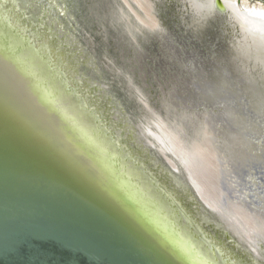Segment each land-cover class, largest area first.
Returning <instances> with one entry per match:
<instances>
[{
    "label": "water",
    "instance_id": "1",
    "mask_svg": "<svg viewBox=\"0 0 264 264\" xmlns=\"http://www.w3.org/2000/svg\"><path fill=\"white\" fill-rule=\"evenodd\" d=\"M22 1H17L19 8L18 11H13L14 14L11 9L8 14L7 11H4L5 15L0 14V26H5L8 31V39L4 42L9 47V52L3 58L22 76L18 82L27 84L26 95L38 96L40 92L33 88L35 83L46 91L54 89L51 100L38 105L55 129L59 128L61 131L57 132L58 135L46 132L39 124L31 122L26 108H23L25 106L19 104L18 99L17 104L13 103L15 101H11L12 96L7 95L0 85V264H200L197 262L199 259L192 257L178 239L192 248L193 255L202 254L201 259L206 264H242L234 257V250L238 253L241 244L249 251L250 248L228 229L225 222L219 221L215 212L207 208L183 166L178 165V171L174 170L155 146L161 160L187 184L203 212L210 218L217 216L221 228L215 229L226 231L223 242L216 235L218 231L212 229L215 224L210 225L215 234L208 227L202 226L204 224H191L190 209L185 206L181 211L169 198L168 193L148 172L149 162L141 158L142 151L136 150L135 146L141 139L140 144L152 147L148 144L151 138H148L145 120H149L153 112L160 111L165 119L180 118L181 115L193 117L196 123L189 126V132L185 131L188 134H194L200 127V120L208 117L209 124L221 140H225L227 133L229 145L232 144L230 135H237L241 139V152L246 153L244 157H249V152H256L254 148L257 146H260L257 151L262 150V143L258 140L264 141V88L261 87L264 78L259 76V70L253 68L252 61L239 55L235 45L232 47L234 58L221 53L220 61L209 71L215 74V80H208L206 72L200 71L199 81L190 88L197 90L200 96L197 99L190 97L192 101L186 103L184 108L177 102L180 108L171 109L168 113L165 109L159 110L161 103L165 108L170 105V98L172 101L173 98L177 100V90L185 74L189 73L191 60L183 69L175 51L166 49V54L161 56L162 60L170 59L175 62L174 69L171 67L167 70L172 78L169 80V75H166V79L159 78L158 84L156 81L152 82L154 89L149 88L150 94L154 96L152 99L147 97L133 77V73L137 75L139 64L137 52L128 46L129 42H125L111 30L108 42L113 47L109 49L110 55L100 52L98 58L105 69L108 66L106 67L104 58L110 61L113 68L108 67L106 72L121 73L124 89L129 84L136 99L139 91L144 102L151 107L148 109L138 98L141 110L136 121H133L134 127H129L126 120L131 117L132 108H123L126 117L120 116V126L125 131L120 132L103 116L113 108H107L108 100L99 94V88L105 84L97 79L93 80L94 73H88L90 78L81 73L80 77L75 78L76 81L72 80V71L66 68H59L62 78L56 75L53 64L57 60V51L48 46V38H43V29L37 26L40 18L45 20L49 16L46 12L40 16L41 12L33 6L25 11ZM11 2L15 9L16 0ZM185 5L190 9L187 3ZM215 5L224 25H228L229 15L223 0H215ZM6 8L4 6L2 10ZM32 9H35L37 15L40 12L39 18L27 17V12ZM46 24L60 40L68 36L58 28L56 21L51 20V23ZM97 24L92 21V26L89 27L91 32L80 26L78 32L86 45L90 43L92 33H98ZM226 29L229 33L230 29ZM88 33L90 38L87 37ZM100 34L97 35V40L104 37L102 32ZM229 36L231 39V35ZM40 37L44 40H39ZM14 41L17 46H14ZM40 42L49 47L52 65L48 66L44 61L41 53L43 50L38 46ZM58 45L61 47V43ZM89 47L92 49L91 43ZM124 47L130 49V52L126 50L123 61L119 54ZM160 48H163L162 45ZM113 51L117 52V57L113 55ZM156 58L155 56L153 65L157 62ZM190 58L196 60L193 55ZM113 59L116 60L115 63ZM135 61L136 67L133 64ZM132 65L135 70H130ZM201 65L204 70L208 68V64ZM219 72L229 76L234 74L231 77L234 81L232 86L227 87L225 83L223 86L214 84L221 80ZM64 77L69 81V87H65ZM77 81L93 87L91 94L106 104L103 105V110L78 97V89L74 90V83ZM50 83L51 85H47ZM160 87H163L164 95ZM188 94L191 95V92ZM82 131H88L92 135L91 139L86 138ZM229 149L232 150L230 146ZM123 180L129 189L120 183ZM128 190L136 193V197ZM172 194L182 200L176 189ZM154 210L161 221L153 218ZM164 222L172 230L169 231L168 227L162 225ZM205 231L213 237L205 236L208 235ZM230 239L231 246L224 243ZM238 246L239 249L235 248ZM240 256L243 259L245 257Z\"/></svg>",
    "mask_w": 264,
    "mask_h": 264
},
{
    "label": "rangeland",
    "instance_id": "2",
    "mask_svg": "<svg viewBox=\"0 0 264 264\" xmlns=\"http://www.w3.org/2000/svg\"><path fill=\"white\" fill-rule=\"evenodd\" d=\"M18 0H16L17 2ZM20 1V0H19ZM34 1V2H33ZM91 1V2H90ZM153 14L155 18L158 20V30L154 32H149L145 28L138 29L137 25L138 22L135 18V15L131 11V24L130 28L131 31L136 35L135 39H132L130 36L126 35V33H123V31L126 29L123 24H120V26H117V23L114 22L111 24L110 21H107V23L104 22L101 23L102 20H100L101 15L104 14L105 8L107 9L106 12H110L108 10L109 6H99L98 3L102 4V0H23L22 4L26 8H36L38 7V11L40 10L39 14L42 16L44 12H46V15L49 16L48 19L44 20V23L46 24L49 20V23L52 21L57 22L58 28L65 33L66 36V42H63L60 40V37L55 35L56 39H59L57 41L58 44H62V47L56 48L57 53L60 52H67L65 48L69 50V52H72V55L74 57L70 58V63L73 65V69L76 71V78L80 77L81 73L85 77L90 78L89 72H92L95 74V79L105 84V86L99 88V94L103 95L101 97H104L106 100H108L107 108L112 107V110H108V113H105L103 116L104 118H108L110 125L117 128L120 132L125 131L120 126V122L122 121V117H126L124 115L123 108L126 107V109H131L130 118L126 119L129 127H134L133 121H136V117L139 114V111L141 110L139 106V100L136 99V95L133 94V91L129 86L128 88L124 89L123 84V76L119 72H110L107 73L106 70H108V67H112L113 65L110 61H107L106 58V67L105 69L103 67V64L101 62V59L98 58L100 52L104 54H109L110 47H113L109 41V32L111 30H114L118 36H121L122 40L125 42H129L130 48H133L134 52H137V59L139 60V64L137 67V75L133 73V77L135 78L137 84L143 88L144 92L146 93L147 97H150L153 99L154 96L150 94L149 88H153L152 82L156 81L158 84L159 78L166 79V75H169L167 70H170L171 67L174 69V61H170V59H163L162 56L165 52H167L166 49L171 48L175 55H177L178 59L181 60L183 69L184 66L186 67V64H189L190 61V67H189V73H186L185 77L183 78L182 83L180 84L177 92L176 99L173 98L174 101L170 98V105L166 106L164 108L163 103L160 106L159 110L165 109V112L170 113L171 109L178 110L179 105L177 102H180L182 104L181 107H186V103L191 102V99H197L200 94L197 90H191L192 84H195L199 81V72L203 71L205 73V77L208 80H215V74L209 72L210 69H213L215 67L216 62L220 61L221 53L222 55H226L227 57L231 56V58H234V50L232 47L238 49V52H240L241 55L245 56L248 60H253L254 63H263L264 62V21L255 17H251L248 15V12L250 11H264V0H223L225 3H239L240 10L248 16V18L255 24L257 33L253 37H245L243 34L240 33V31L237 28V25L232 21V19L229 16L228 19V25L225 24L220 17V13L216 10V5L214 2H211L210 0H149ZM18 3V2H17ZM27 3H30L27 5ZM188 4L190 9H188V6L185 4ZM33 6V7H32ZM84 7V8H83ZM104 7V9H103ZM105 12V13H106ZM35 10H30L27 12V17L29 18H36L38 15L35 14ZM81 13V14H80ZM252 13V12H250ZM51 14V15H50ZM96 14V16H95ZM88 16V17H87ZM39 17V16H38ZM54 18V19H53ZM111 19H114L116 21L115 17ZM92 21L94 23H98L96 26L97 32L96 34L92 33V38L89 40L92 44V49L89 47V44L83 43L82 35L78 32L80 26L81 29H87V31L91 32L90 28L92 26ZM37 24V23H36ZM163 24V25H162ZM135 25V26H134ZM160 25V26H159ZM162 25V26H161ZM90 27V28H89ZM122 29H121V28ZM136 27V28H135ZM229 30V33L227 32V29ZM124 29V30H123ZM127 30V29H126ZM136 31V33L134 32ZM103 33V38L96 39L97 35L100 33ZM46 32H43V36H45ZM131 33V34H133ZM101 35V34H100ZM231 35V39L230 36ZM87 37L90 38V33L87 34ZM69 38V39H68ZM45 39V38H44ZM68 39V40H67ZM96 40V41H95ZM51 41V40H50ZM49 41L50 47H53ZM40 44V43H39ZM162 45V49L160 46ZM47 45H40L41 50L46 49V52L49 53V47ZM95 46V47H94ZM60 48V49H59ZM128 50L130 52V49H126L125 47L121 50L120 54L123 58L122 60H125V52ZM55 53V52H54ZM57 62L54 65H57V71L56 75H59V68L66 67L67 61L64 62V56L57 55ZM75 53V54H74ZM180 53V56H179ZM166 54V53H165ZM101 55V54H100ZM110 55V54H109ZM113 55H118L116 51H113ZM190 55H193L196 60L190 58ZM113 56V57H114ZM157 57L156 64L153 65L154 57ZM105 57V56H104ZM117 57V56H116ZM161 57V58H160ZM49 63L53 64L51 62V58L49 57ZM78 59V60H77ZM188 60V61H187ZM113 63H115V59H113ZM128 61V60H127ZM134 61V58H133ZM199 61V63H197ZM86 62V64H85ZM132 62V61H128ZM137 61H135L133 64L135 67L137 66ZM174 62V63H173ZM208 64L207 69H203L202 65L200 64ZM48 64V62H46ZM63 63V65H62ZM185 63V64H184ZM153 65V66H152ZM253 68H254V64ZM80 67V69H79ZM135 67L132 65L130 70H135ZM177 69V68H176ZM260 71V75H262V69L260 66H258L257 69ZM133 72V71H132ZM72 80L76 81L75 76L71 75ZM62 78V77H61ZM172 74L169 75L168 79L171 80ZM185 80V82H183ZM264 80V79H263ZM64 82L68 83L64 77ZM78 82V83H77ZM76 84L82 89V94L84 97L82 99H88L91 104L95 105L97 109L103 110L104 104L99 98L97 99L94 97L91 93L93 91V87L90 85L85 84L84 82L77 81ZM150 82V83H149ZM84 84V85H83ZM159 89V87H158ZM160 91L164 95L163 87H160ZM191 92V95L188 94ZM141 93V92H140ZM179 93V96H178ZM142 94V93H141ZM160 94V93H159ZM174 97V96H173ZM109 98V99H108ZM158 99V96H156ZM155 98V99H156ZM162 101H165L164 98H162ZM166 102V101H165ZM156 104V102H153ZM102 104V105H101ZM106 109V108H105ZM127 110V111H129ZM135 110L133 113L132 111ZM169 110V111H168ZM103 112V111H102ZM106 112V111H105ZM161 115V112H158ZM122 116V117H120ZM162 116V115H161ZM163 117V116H162ZM176 117H173L172 119H175ZM193 118V117H192ZM168 120H171L170 117L166 118ZM147 121V120H145ZM201 121V120H200ZM125 123V122H124ZM147 124V123H146ZM120 126V127H119ZM127 127L128 130L129 127ZM189 126H187L188 131ZM132 130V129H131ZM186 130H182V134L187 135ZM134 134V130H133ZM148 138L151 136L147 133ZM136 136V133L134 134ZM119 139L120 137L117 136ZM136 138V137H135ZM186 138V137H185ZM189 141L190 136L187 138ZM213 139L215 140V137L213 136ZM147 140V139H146ZM149 140V139H148ZM186 140V139H185ZM142 141L144 142L143 138ZM151 141V140H150ZM260 143H262L261 149L264 150V141L258 140ZM139 142H141V139H139ZM136 143V150L142 151L141 158L147 162H149L148 165V172L153 177L154 180H156L163 188V190L168 193L169 198L172 199V201L180 208L182 211L183 207H188L190 211H192V215L198 219L200 224H204L202 226L208 227L210 229V225H213L212 229L215 228H221L220 224L217 222V218L211 216L208 217L205 212H203V208L198 205V200L196 197L190 192L188 189L187 184L184 182V180L178 176L175 175V173L166 165L165 162L161 160V158L156 153L155 146L147 147L143 144ZM148 142V141H147ZM223 144H221V143ZM224 143L227 144V140H221V138L218 136L216 145V149L220 150L219 154L224 161L223 164L226 165V167L229 166V160L231 159V151L229 147L222 150V147L224 146ZM149 145H151L150 142H148ZM218 146V147H217ZM260 146H257V148ZM257 148L255 147L254 153L249 152V154L252 157L261 156L264 151L259 150L257 151ZM241 149V147H240ZM223 151V152H222ZM227 151V154H226ZM241 151V150H240ZM230 152V153H229ZM225 154V155H224ZM246 155V153H244ZM254 155V156H253ZM226 157V158H225ZM224 158V159H223ZM249 158H251L249 156ZM227 162V163H226ZM163 179V180H162ZM164 180L168 184L164 183ZM176 189L178 192L179 197H181L182 200H180L178 197L174 196L172 194V191ZM237 202V200H235ZM183 204V205H182ZM248 209V208H247ZM251 209H256L255 206H252ZM250 210V209H248ZM186 215L185 213H183ZM259 215H264V211L262 213H258ZM187 216H189L187 214ZM188 220V218H187ZM199 224V225H200ZM199 228V227H198ZM216 229V230H217ZM220 231V230H217ZM223 229H221L220 232H222ZM226 232V231H225ZM223 231V233L225 234ZM226 235V234H225ZM227 241V242H226ZM225 244L232 245V240H226ZM240 246V245H239ZM238 246V248H239ZM263 246V249H262ZM241 252L237 253L235 250V254L244 255V262L245 264H264V242L259 241L257 243V251H249L248 248L245 246H242L241 244ZM231 251V249H230ZM251 254H253L255 257H253ZM247 255V256H246Z\"/></svg>",
    "mask_w": 264,
    "mask_h": 264
},
{
    "label": "bare ground",
    "instance_id": "3",
    "mask_svg": "<svg viewBox=\"0 0 264 264\" xmlns=\"http://www.w3.org/2000/svg\"><path fill=\"white\" fill-rule=\"evenodd\" d=\"M11 1L13 0H0V14L2 13L4 14V11H7L8 14L10 9L12 13L13 11L14 12L18 11L19 8L18 3L15 2V9H14L13 7L14 4H12ZM210 1L214 2L215 4V0H210ZM100 3H98L100 7L102 5L103 6L107 5V7L109 6L108 10H110V12L109 11L106 12L107 9L105 8L104 14L101 15L100 17V20H102L101 23L104 24V22L107 23V21H110L111 24L116 22L117 26L123 24L127 29V30L123 29L124 30L123 33H126V35L130 36L132 39H135L136 35L133 33V31H131L132 27L131 28L129 27L132 21L131 19L133 18V17L131 18V13L129 11H131L133 15H135V18L138 22L137 28L140 29V31L141 29L145 28L149 32H154L157 31L159 28L157 22L158 20L155 18L153 14V10L149 0H102V4ZM223 3L225 9H227V14L230 16L232 21L237 25V28L241 34H243L247 38L256 35L257 29L255 24L248 18L246 14H244L240 10L239 3L238 4L225 3L224 1ZM28 4L30 3H27V5ZM4 6L5 7L7 6L6 10H2ZM23 8L24 10L27 9L25 6H23ZM250 12H248L249 16L264 21V11H250ZM111 16L112 18L115 17L116 21H114V19H111ZM43 20L44 19L40 18V23L37 24V26L43 29L42 31L46 32L43 38L45 39L48 38V43L51 40L50 43L55 49L60 47L57 43L59 39H55V35H54L55 33L52 32L51 28L47 24H45ZM134 32L136 33V31ZM7 35H8L7 29L5 28V26L1 25L0 26V85L2 86V88L6 90L5 93H7V95L12 96L11 101H15L13 103L17 104L16 100L18 99V101L20 102L19 104L25 106L23 108H26V111L29 114V119L31 122H33L35 125L39 124L40 127L46 132H50V133L53 132L56 135H58L57 132L61 130L59 128L55 129L54 125L52 124V121H50L49 117L46 114L42 113L43 112L42 108L38 105V103L40 102H49L52 98V95L54 94V89L53 90L47 89L46 91L44 88H40L38 83H35L33 88H36L37 89L36 91L40 92L38 96L35 97L32 96V94L26 95L28 92L27 84H25L24 82H18V80L21 79L22 76L19 74V72H17V70L14 69L13 65L11 66L10 64H8V62H6V60L3 58V56L6 55L7 52H9L8 50L9 47L5 46V42H4V40L8 39ZM43 38L40 37L39 40L43 41L44 40ZM64 40H66V37ZM64 42L67 43V41ZM41 44L42 42H40L38 46L40 47ZM42 45L46 46V44H42ZM14 46H17L16 41H14ZM65 50L67 52L57 53V55L59 56L60 55L64 56L63 57L65 60L64 62L67 61V66L66 67L61 66V68L69 69L70 71H72L71 75L75 76L76 78V71L73 70V65L69 61L70 58L74 57V55H72V52H69L67 48H65ZM41 53L44 56V61L48 62V66L49 64L52 65L51 63H49L50 60L49 57L51 56V53L46 52V49H44V47H43V52ZM239 55H241L240 52ZM241 56L247 59L245 56L243 55ZM251 61H252L251 64H254L255 69H257L258 66L261 67L263 72L262 75H260V77L264 78V62L254 63L253 60ZM56 66L57 65L53 64V67L57 71ZM223 74L225 73L219 72V76L221 77V80L216 81L214 84L217 85L220 84V86H223V83H225L227 87L232 86V83H234V81L231 80V77L234 74L231 73V76L225 74L224 76L225 80ZM59 78H61V76ZM251 83H254V81ZM47 85H51V83ZM64 85L65 87L66 86L69 87V81L68 83H64ZM241 85L244 84L241 83ZM261 85H262L261 87L264 88V84ZM75 89H78L76 93L79 98L84 97V95L82 94L83 93L82 89H80L76 83H74V90ZM56 91L59 92L58 89H56ZM137 95L138 98L147 106V108L151 109V107L144 102L142 98V94L139 91ZM20 100H22L23 102ZM85 101H87V103L91 105V102L88 99L87 100L85 99ZM207 118L204 119L203 121L202 120L200 121V127L197 129V131L194 134L187 133V135H184L182 134V130L183 129L186 130L187 126L193 125L194 122L196 123L195 119H193L190 115L189 116L181 115L180 118L168 120L162 117L160 114L153 112V115H151L149 120L146 121L147 123L146 132L151 136V141L149 142L151 143L152 146L154 145L158 147L161 154L165 156V158L168 160V162L171 164L174 170L178 171L177 168L178 165L183 166V169L185 170L187 177L192 183V186L194 187L196 193L199 195L202 201L205 203L207 208L215 212L216 215L218 216L219 221L221 223L225 222V224L228 225V229L241 242H243L244 244L246 243L251 251L255 252L257 251L258 240L264 242V215L258 214L264 211V152L261 156L251 157V158L244 157V154L240 151L241 150L240 147L242 145L241 139L237 135L234 136L230 135L231 143L233 145L232 144L229 145L230 143L228 138L229 133H227L225 138L227 140V144L224 143L222 150L227 148V146L228 147L230 146L232 150L233 148L236 147V150L233 151L231 150L232 153L229 152L231 154V159L229 160V166L226 167V165L223 164L224 161L222 160L219 154L220 150L219 149L217 150L216 147L214 146L216 145L215 143L219 135L214 132V130L212 129L211 125L208 122L209 119ZM82 132L86 138L91 139L92 135L88 133V131L85 132L82 131ZM188 136H190L189 141H187ZM213 136L215 137V140L213 139ZM102 164L104 166V163ZM120 183L129 189V186L124 180H123L124 184L121 181ZM165 184L168 183L165 182ZM130 194H132L134 198L136 197V193L131 191ZM235 200H237V202ZM252 206H255L257 210L251 209ZM247 208L250 210H248ZM152 212L154 213L153 218L157 221H161L160 218H158L157 216L158 215L156 213L157 211L154 210ZM189 212H190V221H192L191 224L192 223L198 224L199 223L198 219H196L192 215V211L189 210ZM164 223H162V225L168 227L167 228L168 230L171 229L167 225V223L165 224ZM213 230L217 232L216 229ZM205 233L207 232L205 231ZM207 234L208 235L205 236H209V238L213 237L211 233H207ZM216 235L218 239L222 242L226 237V235L220 231H218ZM177 241H179L180 245L188 253H190L192 257L194 256L195 259H199V261H197L198 263L206 264V262L203 259H201V256L203 257L202 254H200L201 256L193 255L192 248L188 244L185 245L179 239ZM235 248L239 249L238 247ZM216 249L219 251V248ZM240 251L241 250L239 249L238 253H240ZM233 255L236 259H238L237 260L238 262L243 260V257L239 256L238 254L233 253ZM240 263L243 264V262Z\"/></svg>",
    "mask_w": 264,
    "mask_h": 264
},
{
    "label": "flooded vegetation",
    "instance_id": "4",
    "mask_svg": "<svg viewBox=\"0 0 264 264\" xmlns=\"http://www.w3.org/2000/svg\"><path fill=\"white\" fill-rule=\"evenodd\" d=\"M238 4V3H237Z\"/></svg>",
    "mask_w": 264,
    "mask_h": 264
}]
</instances>
